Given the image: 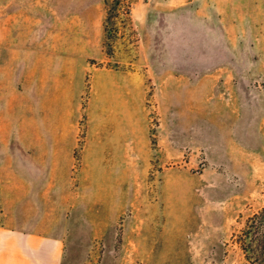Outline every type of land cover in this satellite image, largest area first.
<instances>
[{"label":"rangeland","instance_id":"rangeland-1","mask_svg":"<svg viewBox=\"0 0 264 264\" xmlns=\"http://www.w3.org/2000/svg\"><path fill=\"white\" fill-rule=\"evenodd\" d=\"M0 162L66 190L67 263L262 264L264 0H0Z\"/></svg>","mask_w":264,"mask_h":264},{"label":"crops","instance_id":"crops-1","mask_svg":"<svg viewBox=\"0 0 264 264\" xmlns=\"http://www.w3.org/2000/svg\"><path fill=\"white\" fill-rule=\"evenodd\" d=\"M203 78L193 79L198 101ZM2 169L15 173L0 176V264H70L68 210L72 202L66 190L43 188L39 174L44 167L38 163L11 166L0 162ZM24 169L36 171L38 178H25L20 173Z\"/></svg>","mask_w":264,"mask_h":264},{"label":"trees","instance_id":"trees-1","mask_svg":"<svg viewBox=\"0 0 264 264\" xmlns=\"http://www.w3.org/2000/svg\"><path fill=\"white\" fill-rule=\"evenodd\" d=\"M110 10L109 7L107 21L111 18ZM240 244L246 254L248 253V257H250L249 253L254 252V249L259 251L261 263L264 264V208L247 220Z\"/></svg>","mask_w":264,"mask_h":264}]
</instances>
